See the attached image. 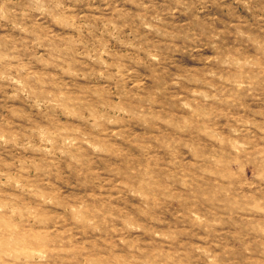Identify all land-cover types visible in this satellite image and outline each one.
I'll return each instance as SVG.
<instances>
[{
	"label": "clouds",
	"instance_id": "1",
	"mask_svg": "<svg viewBox=\"0 0 264 264\" xmlns=\"http://www.w3.org/2000/svg\"><path fill=\"white\" fill-rule=\"evenodd\" d=\"M0 264H264V0H0Z\"/></svg>",
	"mask_w": 264,
	"mask_h": 264
}]
</instances>
